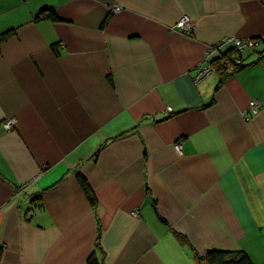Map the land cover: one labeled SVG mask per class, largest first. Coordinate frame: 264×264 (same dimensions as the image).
Instances as JSON below:
<instances>
[{"label": "crops", "instance_id": "crops-1", "mask_svg": "<svg viewBox=\"0 0 264 264\" xmlns=\"http://www.w3.org/2000/svg\"><path fill=\"white\" fill-rule=\"evenodd\" d=\"M9 30L0 264L264 263V0H0ZM224 37L255 47L196 80Z\"/></svg>", "mask_w": 264, "mask_h": 264}, {"label": "trees", "instance_id": "trees-1", "mask_svg": "<svg viewBox=\"0 0 264 264\" xmlns=\"http://www.w3.org/2000/svg\"><path fill=\"white\" fill-rule=\"evenodd\" d=\"M35 20H51L57 21L58 17L56 16L53 10L44 9L41 10ZM13 33V30H9L0 35V41L6 39ZM235 50L229 49L226 52L222 53L219 57L214 58L211 61V67L214 72H216L220 76L219 84L223 83L226 79L230 76L235 74L239 69L243 66L241 65V59L239 53L235 52ZM238 54V55H237ZM238 58L240 60V64H236L234 59ZM231 68V71L228 72V68ZM77 180L80 184L81 189L83 190L84 194L88 198L90 204L95 206V199L93 196L92 191L90 190L86 180L82 175L77 176ZM205 264H255L251 258L243 251L237 252H229V251H219L213 250L206 254L203 258ZM88 264H100L96 259H90ZM264 264V263H262Z\"/></svg>", "mask_w": 264, "mask_h": 264}, {"label": "built area", "instance_id": "built-area-1", "mask_svg": "<svg viewBox=\"0 0 264 264\" xmlns=\"http://www.w3.org/2000/svg\"><path fill=\"white\" fill-rule=\"evenodd\" d=\"M119 9L114 8L113 12H117ZM177 28L183 30L185 33H189L192 28L193 24L191 20L188 17H183L178 23ZM255 43L248 39H238L235 37H224L222 40L217 42L214 45L209 46L206 53V59H205V65L200 68L196 75V80H200L206 75H208L211 71V61L215 57H219L222 53L225 52L226 49H234L237 53L248 49V48H254ZM236 64H240V60L238 58L234 59ZM231 71V68H228V72ZM258 109V103L257 102H250L248 106V110L243 114V117L245 120H248L252 115H255L257 113ZM2 128L6 132H10L16 125L15 119H6L2 123ZM176 151H180V146H175Z\"/></svg>", "mask_w": 264, "mask_h": 264}, {"label": "rangeland", "instance_id": "rangeland-1", "mask_svg": "<svg viewBox=\"0 0 264 264\" xmlns=\"http://www.w3.org/2000/svg\"><path fill=\"white\" fill-rule=\"evenodd\" d=\"M248 40H249V39H248ZM251 41H253V40H251ZM253 42H254V41H253ZM254 43H255V42H254ZM254 47H255V46H254ZM235 52H236V51H234L233 54H236ZM211 68H212V67H211ZM212 71H213V69H212ZM227 71H228V70H227ZM210 73H211V72H210ZM210 73H209V74H210ZM257 264H260V263H257Z\"/></svg>", "mask_w": 264, "mask_h": 264}]
</instances>
